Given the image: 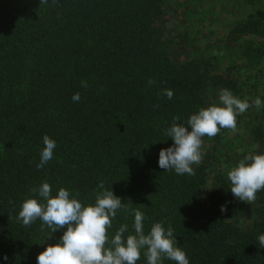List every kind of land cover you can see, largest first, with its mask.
<instances>
[{"label":"trees","instance_id":"trees-1","mask_svg":"<svg viewBox=\"0 0 264 264\" xmlns=\"http://www.w3.org/2000/svg\"><path fill=\"white\" fill-rule=\"evenodd\" d=\"M224 88L264 104V0H0V264H37L66 230L17 219L25 199L44 203L30 189L45 181L83 205L103 181L144 214L145 234L173 228L189 264H264V189L250 205L227 178L264 153V107L203 137L195 176L158 165L173 117L186 124ZM45 134L56 148L37 169ZM121 224L134 233V213L117 211L109 241Z\"/></svg>","mask_w":264,"mask_h":264},{"label":"clouds","instance_id":"clouds-1","mask_svg":"<svg viewBox=\"0 0 264 264\" xmlns=\"http://www.w3.org/2000/svg\"><path fill=\"white\" fill-rule=\"evenodd\" d=\"M47 2L48 0H40V4ZM52 2L56 4L58 0ZM154 83L149 78L148 84ZM81 86L87 88V81H81ZM163 95L172 99L174 93L171 89H165ZM80 99L79 92L73 94V102L78 103ZM252 106L259 109L264 104L259 97L249 104L247 99L242 100L224 88L219 92L218 104L200 108L197 113L190 115L186 124L180 123L178 116L173 117V123L164 133L173 140V144L159 151V167L163 170H174L178 175L195 176L192 165L202 162V138H213L221 129L235 132L237 115ZM43 145L40 161L36 164L37 169H42L53 158L56 141L45 134ZM227 178L234 197L248 203L254 202L257 192L264 189V153L245 155L227 172ZM97 187L100 191L95 195V203L88 205H83L76 198L78 193L70 198L69 190L63 187L53 194L47 181L30 189L44 203L38 202L37 198L25 199L17 219L24 226L40 219L52 233L66 227L57 243L48 244L37 255V264H136L142 250L147 264H162L165 258L175 264H189L185 251L176 244L173 228L168 227L166 230L162 222H156L145 234V217L141 211L129 209L122 203L121 198L114 195L112 188H105L103 181ZM120 209L134 213V233L125 238L128 225L121 224L109 241L108 229L112 226V218L116 217ZM220 211L227 212L226 205H221ZM258 242L264 248V234L258 236ZM4 259L7 260V256Z\"/></svg>","mask_w":264,"mask_h":264},{"label":"rangeland","instance_id":"rangeland-1","mask_svg":"<svg viewBox=\"0 0 264 264\" xmlns=\"http://www.w3.org/2000/svg\"><path fill=\"white\" fill-rule=\"evenodd\" d=\"M222 20H220V19H218V24H217V26H219V27H221L222 26V22H221ZM223 27V26H222ZM253 203V202H252ZM252 203H250V205H252Z\"/></svg>","mask_w":264,"mask_h":264}]
</instances>
